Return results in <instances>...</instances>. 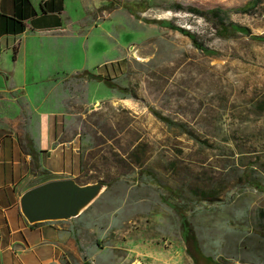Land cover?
<instances>
[{"label":"rangeland","instance_id":"374dc122","mask_svg":"<svg viewBox=\"0 0 264 264\" xmlns=\"http://www.w3.org/2000/svg\"><path fill=\"white\" fill-rule=\"evenodd\" d=\"M39 1L31 0L37 10ZM62 1L46 17L59 18L60 35L28 30L25 58L19 52L6 65L26 82L59 81L45 105L60 94L67 112L60 138L73 139L79 157L72 177L108 182L79 216L61 222V263L195 264L171 201L188 215L203 254L264 264V191L252 182L264 184V42L219 36L209 10L221 8L228 20L264 34V0ZM162 18L218 53L205 54L186 34L153 21ZM83 70L112 78L128 94L79 76Z\"/></svg>","mask_w":264,"mask_h":264},{"label":"crops","instance_id":"0c3cea01","mask_svg":"<svg viewBox=\"0 0 264 264\" xmlns=\"http://www.w3.org/2000/svg\"><path fill=\"white\" fill-rule=\"evenodd\" d=\"M29 5L33 15H25L23 6L18 11L25 15V28L6 32L3 16L15 14L16 2L0 0V264H62L67 227L61 222L65 220L29 223L19 208L22 191L43 181L42 174L49 178L75 176L80 169L73 139L60 138L67 117L58 103L60 94L51 98V108L45 105L53 90H58L59 81L47 75L32 76L26 82L6 67L8 61L14 64L19 52L25 58L28 30H47L55 38L62 31L61 22L45 26L41 7L35 9L31 0ZM70 76H63L62 81ZM54 99L56 106L52 105Z\"/></svg>","mask_w":264,"mask_h":264},{"label":"trees","instance_id":"16d2710c","mask_svg":"<svg viewBox=\"0 0 264 264\" xmlns=\"http://www.w3.org/2000/svg\"><path fill=\"white\" fill-rule=\"evenodd\" d=\"M254 0H250L248 4L253 2ZM16 2V9H15V14L8 16L4 15V21H5V31L6 32H20L25 28V23L22 20L25 18V15H33L34 10L31 8L29 5V0H15ZM24 7V17L20 15V7ZM40 7H41V12L43 13L42 19H44V25L45 26H51V25H59L60 21H58L59 18H56V20H48L46 19V15L51 14L54 15L56 14L57 11H60L63 8V1L62 0H41L40 1ZM26 8L28 11H26ZM210 12L216 17L217 24L215 25V30L216 33L221 36V37H229L232 36L233 34L241 33L243 35H247L251 39L258 40V41H263L264 42V34L261 33H253L251 29L243 24H239L233 21L228 20L227 18V13L221 8L218 7H211ZM18 13V15H16ZM1 14V13H0ZM48 20V21H47ZM153 21L157 22L161 26L169 27L172 29H177L178 31L182 32L183 34H186L189 36V38L192 40L193 44L200 48L205 54L213 55L217 54L218 52L212 48H208L201 44L196 36L191 33L189 30L176 25L174 22L168 19H153ZM35 26V25H33ZM78 75V73H77ZM79 76H84L87 79H95V80H100L106 83L110 88L115 89L119 91L120 93L126 95L128 94V88L124 85H121L117 82H115L112 78L108 76H104L100 73H96L94 71L90 70H83L79 73ZM152 112L162 121L165 123L172 125L175 124L177 125L182 131L189 133L190 135H193V133L185 127L184 123H180L177 121L172 120L168 116L160 113L156 109H151ZM34 158V157H33ZM81 169H84V165L82 164L81 160ZM247 174V173H246ZM245 174V175H246ZM50 176H46L45 179L49 178ZM44 179V178H43ZM44 179V180H45ZM253 183L255 184L256 187L262 189L264 191V184L262 185L259 183L257 180L252 179ZM203 193H205L203 191ZM207 193H205L206 195ZM208 196V194L206 195ZM168 205L173 207L175 211L178 213L179 216V224H180V233L181 237L186 243V251L187 253L191 256L192 260L195 262V264L198 263V257L204 258L206 261H208L210 264H224L215 261L211 256L205 255L201 252L198 240L196 237V234L194 232V229L191 225V222L189 220L188 215L183 211L182 208L178 206V203H174L171 201H167ZM37 222L33 223L36 224ZM260 229L264 230V227H259ZM261 231V230H260ZM85 264H89L88 262Z\"/></svg>","mask_w":264,"mask_h":264},{"label":"water","instance_id":"95a60500","mask_svg":"<svg viewBox=\"0 0 264 264\" xmlns=\"http://www.w3.org/2000/svg\"><path fill=\"white\" fill-rule=\"evenodd\" d=\"M107 187L104 179L79 182L72 176L49 178L22 191L19 208L29 223L67 220L80 215Z\"/></svg>","mask_w":264,"mask_h":264}]
</instances>
